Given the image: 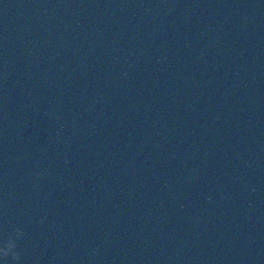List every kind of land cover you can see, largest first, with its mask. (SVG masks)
<instances>
[{"label":"water","instance_id":"1","mask_svg":"<svg viewBox=\"0 0 264 264\" xmlns=\"http://www.w3.org/2000/svg\"><path fill=\"white\" fill-rule=\"evenodd\" d=\"M0 264H264V0H0Z\"/></svg>","mask_w":264,"mask_h":264},{"label":"clouds","instance_id":"2","mask_svg":"<svg viewBox=\"0 0 264 264\" xmlns=\"http://www.w3.org/2000/svg\"><path fill=\"white\" fill-rule=\"evenodd\" d=\"M14 247V244L10 243L8 245V248L7 249H0V251H2L5 255H7V252Z\"/></svg>","mask_w":264,"mask_h":264}]
</instances>
